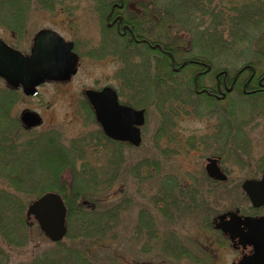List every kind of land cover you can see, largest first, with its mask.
Here are the masks:
<instances>
[{
	"label": "rangeland",
	"instance_id": "rangeland-1",
	"mask_svg": "<svg viewBox=\"0 0 264 264\" xmlns=\"http://www.w3.org/2000/svg\"><path fill=\"white\" fill-rule=\"evenodd\" d=\"M227 1L204 0V7L210 4L209 15L197 12L198 6L191 9L187 6L159 23L158 14L162 9L157 0V3L153 2L152 12H147L146 17L139 15V34L154 44L151 48L145 44L128 43L129 50L124 58L125 67L130 61L132 66H136V72L139 71L137 68L148 66L146 71L141 68L139 71L144 75L146 86L142 84L141 90L138 81L142 78L133 74L135 87L126 82L125 88L122 87L125 97L121 96L126 101L136 100L146 106L143 140L138 147L114 144L105 139L103 142L95 140L93 136L100 127L82 104L86 87L107 84L119 87L117 76L121 65H124L118 61V55L113 54L118 52H115L117 47H121L115 42L123 44L125 41L117 38L116 27L108 28L105 17L113 7L112 3L119 5L120 0H68L65 1L66 12L33 11L20 40L0 26V37L25 52L29 51L38 30L52 28L68 39L81 42L79 51L83 56L77 74L70 81L44 83L36 96H26L22 90H17L16 97L0 78V133L9 135L14 142L27 146L28 150L32 142L35 141L36 145L31 152L35 159L29 168L32 176H28L20 188L16 187L20 203L25 206L18 215L28 222L24 240L21 238L24 228L16 222L14 209L3 204L4 215H8L11 223L7 236L0 233V241L3 238L10 241L6 242L12 250L7 264L34 261L54 247L55 243L41 231L37 221L27 218L26 211L44 186L57 182L59 174H62L59 179L64 183L99 184L100 192L91 197L100 203H123L130 199L129 203H124L121 223L113 227L118 230L117 240L104 241L97 247V264H108L114 258L122 264H230L238 256L228 244H215L220 235L215 230L214 219L237 208L242 214L264 215V207L253 208L242 188L246 179L260 178L264 170V92H252L258 88L255 79L252 85L243 88L240 83L241 86H230V91L223 95L225 100H212L200 93L204 92L206 85H214L215 80L209 76L198 77L199 95L193 91L192 81L197 60L212 65L216 71L229 69L231 74L238 67L251 64L249 66L257 69V77L264 74V19H244L238 24L235 19L240 15L239 11L228 10L230 5ZM224 5L226 10L222 9ZM115 12L121 11L117 8ZM119 15L115 20L120 23L123 16ZM126 15L124 19L128 21ZM152 15L156 16L150 20ZM85 43L88 45L84 46ZM100 43L105 48L109 45L105 50L110 49V55L101 59L84 55ZM160 44L171 49H161ZM171 50L177 65L172 66ZM134 54H139L136 59ZM161 58L165 65L159 62ZM185 59H192L193 65L189 63L179 70L178 64ZM148 72L159 79L155 77L154 83H150ZM164 78L174 81L175 86L166 88ZM124 80L127 81V76ZM179 96L184 98L179 100L176 98ZM10 100L12 104L8 110ZM25 108L38 112L43 118L42 124L32 131L23 130L19 123L20 113ZM55 132L61 136L59 142L73 152L63 149L57 142H49ZM74 143H81L85 151L74 153ZM212 155L220 158L227 180L217 182L207 175L206 158ZM72 158L74 168L68 166L59 173V164ZM137 168L140 169L139 176ZM93 175L99 176L98 179L93 180ZM8 186L14 190V185L8 184L0 174V191ZM165 193H176L177 201L164 218L160 211L164 204H156V200L167 198ZM144 212L156 217L152 227L160 235L146 233L142 239L138 237L136 232L146 227L140 224ZM16 226L21 230L20 246H17ZM1 242L0 247L4 245ZM145 244L150 249L147 252L143 249ZM178 244L187 248L188 258L172 256L175 253L172 249Z\"/></svg>",
	"mask_w": 264,
	"mask_h": 264
},
{
	"label": "trees",
	"instance_id": "trees-1",
	"mask_svg": "<svg viewBox=\"0 0 264 264\" xmlns=\"http://www.w3.org/2000/svg\"><path fill=\"white\" fill-rule=\"evenodd\" d=\"M65 1L68 0H0V26L11 31L15 39L20 40V37H23L22 35H24L25 27L33 11L48 10L51 12H56L60 10L62 12H66L67 7ZM94 1L105 2L107 0ZM156 1L157 0H124L123 2L126 4L125 7L128 3H133L136 4L139 9H142L141 13L135 14L137 20L140 21V19L138 18L139 15L143 14L146 17V14L152 12L153 2L155 3ZM158 1L162 9L161 14H158L159 18L157 20L159 23L162 22L164 19H168L170 16H172V13L174 11H179L181 8L189 7L191 9L193 6H198L196 10L197 12H205L208 15V12L210 11V4L205 7L202 5V2L204 0H164V2L161 1L162 3L160 2V0ZM191 3L193 4L190 5ZM227 3L230 5V9L228 10H235L236 12L239 11L240 15L235 19L237 20L238 24L244 22V19H264V0H228ZM225 5L222 8L223 10L227 9ZM155 16L156 15H152L149 19L153 20ZM187 18H189V16ZM161 49L171 48L161 44ZM128 59H130V57ZM159 62L161 63V65L166 64V62L163 61V58H161ZM135 67L136 66L134 64L132 66L130 61L128 62V65L125 70L127 74V83H130L131 86L135 87L136 81L135 83H133L134 78L132 76L133 74H135V76L139 75L140 79L142 78L138 81L139 87L142 84L146 86L144 82V75L139 73V71L140 68L141 70L145 69L146 71V68L149 69L148 66H144L143 68L141 66L140 68H137L139 70L137 72L134 71ZM149 72L147 75L151 81H149L150 83H154L153 81L155 80V77L157 78L156 80L159 79L157 75L154 74V76H151ZM164 82V85H166V88L168 89L175 86V82L169 81L167 78H164ZM148 90L150 91L151 89ZM10 91L13 95H16V97L18 96L17 91ZM176 98L180 100V98H184V96H179ZM131 104H133L134 106H145V104H142L141 102L136 100L134 102H131ZM89 112L91 111L89 110ZM59 138H61V136L55 132L54 136L51 137L49 142L51 144H55L57 142L58 144H60V146L63 147V149L68 150L63 143L59 142ZM93 138L95 140H98L99 142H103L104 139L109 141V138L106 137L102 131H98V133L94 134ZM34 142L31 143V146L28 150L27 146L21 143H17L16 140L14 142L12 139H10L9 135L4 136L2 135V133H0V174L5 177V180L8 181V184L12 183L14 185V190L12 191L9 186L0 191V233L7 236L6 232L7 230L9 231V225L11 224L9 222L8 215H4L5 213L3 210V204H6V206L11 205L16 214V222H19L21 227L24 228V234H22L24 236H21V238L23 237V240L26 236L25 228L27 226V223L25 221V218L19 217L18 213L20 210H24L25 206H23V204L21 205L20 203L21 200L19 199L18 190H16V187L20 188L21 183L25 180L27 181L28 176L29 178L32 176V173L30 172L29 168L35 162V159L32 155V153L34 152L33 149L36 146ZM73 145L76 146V148H73L75 150L74 153H80L85 151V147L81 145V143H77V145L76 143H74ZM68 151L73 152L71 150ZM72 163L73 158L70 160L64 159L62 163L59 164V173L63 171V168L65 167L71 166L74 168ZM139 167L140 165H138V168ZM138 172H140V169L136 171V174L139 176ZM61 176L62 174L58 175V179L55 184L50 183L49 185L44 186V188L40 191V194L47 190H54L59 192L63 196L68 208L67 235L63 240L56 242L54 247L37 256L34 261H26L21 264H97V247L102 246L104 241H114L117 240V238L119 237L118 230H114L113 227L118 226L121 223L123 212L122 209H124V203H129L130 199L128 198L127 200H124L123 203H100V201H97L95 198L91 197L95 192H100V189H98L100 186L99 184H89L88 182L80 183L78 181L68 184L66 182L64 183L60 181L59 177ZM91 177L93 178V180H96L99 176L93 175ZM113 177L114 174L112 175V178ZM75 180H77V178ZM193 193L194 195H197V192ZM164 195H166L167 198H164L163 200H156V204H164V206H161L160 211L165 218L170 212L169 210L173 208L174 204H176L177 199L176 193H174V195H172L171 193H165ZM80 198H82V200H89L95 205L93 207H88L83 203L82 200H80ZM160 198H163V196H161ZM73 219L75 220V223H73ZM155 223L156 217L153 214L145 212L142 213L140 224L146 227H143L139 229L138 232H136L139 233L138 237L142 239L143 235L146 233H152V235L154 236L160 235V232L156 231V229L154 230V228L152 227ZM142 229L147 230L141 232ZM15 231L17 246H20L22 244V239H20V227L16 226ZM148 240L150 241L149 237ZM1 241L0 242L4 245H1L0 247V264H7L12 250H9L7 246H9L10 244L6 242L10 241L4 238ZM165 245L168 246V244ZM147 248L148 246H146L145 244L143 246L144 252L150 250ZM172 250V252H175L172 255L174 258L179 257L180 259L184 256L188 258L189 251L184 245L179 246L178 244ZM117 260L118 259L116 258L111 259L108 264H122L118 262L119 260Z\"/></svg>",
	"mask_w": 264,
	"mask_h": 264
},
{
	"label": "water",
	"instance_id": "water-1",
	"mask_svg": "<svg viewBox=\"0 0 264 264\" xmlns=\"http://www.w3.org/2000/svg\"><path fill=\"white\" fill-rule=\"evenodd\" d=\"M78 55L73 42L67 41L57 31L43 28L34 38L30 53L24 54L6 43L0 37V77L7 87L19 89L28 96L38 93V86L45 81L65 82L77 72ZM85 94L91 102L96 118L107 135L114 139L128 141L138 146L141 141L140 127L145 123V110L122 105L116 91L106 86L102 90L87 89ZM21 121L26 128L42 123L41 116L25 109ZM206 169L211 177L226 180L227 175L219 166L218 157H209ZM242 188L254 207L264 205V170L259 179H246ZM67 207L62 196L53 191L42 194L27 208V217L39 224L44 234L52 241H59L67 233ZM215 227L230 235L239 237L243 246L253 245L254 251L241 257L233 264H264V215H242L239 209L218 215Z\"/></svg>",
	"mask_w": 264,
	"mask_h": 264
},
{
	"label": "flooded vegetation",
	"instance_id": "flooded-vegetation-1",
	"mask_svg": "<svg viewBox=\"0 0 264 264\" xmlns=\"http://www.w3.org/2000/svg\"><path fill=\"white\" fill-rule=\"evenodd\" d=\"M125 5L126 4L123 2V0H120L119 5H115V3L113 2L112 3V6H113L112 9L106 14V17H105V19L107 21L108 28L111 29L113 27H116L117 38H120L123 41H125V43H123V44H120L121 42H115L114 41L116 43L115 45H118L121 47L119 49L117 47L118 50L116 49L115 52L116 51H118V52L114 53L113 56L118 55V61L120 62V64L123 63V65H124V66L121 65L120 70L118 72V76H117V78L120 80L119 87H115L111 84H107V85H103V86L95 87V88L94 87H86V88H93L96 90H101L105 86H111L117 92L118 100H119L120 104L131 105L128 100L126 101L123 99V97H125V96H124L123 90H122V87L124 89L126 86V82H127L124 80V78H126V76H127L126 71H125L126 70V67H125V65H126L125 61L126 60L124 57L129 50L128 43L133 44V45H136L139 43L145 44L151 48H152V44H154V43H152L151 40L143 38L142 35H140L138 32L140 30V27H141L140 26L141 21L137 20V17L135 16V14L141 13L142 9H139L136 6V4H133V3H128L126 7H125ZM117 8L121 12L116 13L115 10ZM119 14H121V16H123V19L121 20L120 23L115 20V18L120 16ZM125 15L129 19L128 21L124 19ZM125 24H127V25H125ZM70 40H72V39H70ZM72 41H73L74 51L77 53L78 59H79V65H78V70H79L81 61L83 59L82 58L83 56L81 55V53L79 51V44H81V42H79L77 40H72ZM87 45H88L87 43L84 44V46H87ZM108 46H107V48H105V45L100 43L99 46H94V49L91 52L89 50L88 54H84V55L85 56L88 55L91 57L95 56L96 58H99V59L104 58L106 55H110V53H108L110 49L108 51L105 50V49H108ZM132 51L135 52L136 49L132 50ZM173 53H174L173 50H171L169 52V56L173 60L172 66L177 65L175 59L173 58L174 57ZM137 55H139V54L134 55V58H135V56L138 57ZM191 61H193V60L192 59L190 61H188L186 59L182 60V62L180 64H178L177 67H179V70H182L183 68L187 67L189 65V63H191V64L194 63V61L193 62H191ZM202 62L203 61L197 60L196 63H194L196 67H195L194 72H193V77H192L193 80L192 81L194 82L193 91L196 92L197 95H199V93H198L199 92V88H198L199 86H198V82H197L198 77L208 78L207 76H209L210 78L215 80V84L214 85H206V89H204V92H202L200 94H206L207 96L212 98V100H221V99L225 100V97H223V95L226 91H230V90H228V88L230 86H233L234 84H238V85L241 84L242 88H243V86L245 87L248 85H252V82L255 79H257L256 84H258L257 85L258 88L253 89L252 92H254V94L264 92V74L260 77H257V75H256L257 69L253 66L252 67L249 66L251 64H246V65L242 66L241 68L238 67V69L234 70L233 74H231L230 73L231 70H229V69H226V70L220 69V70L216 71L213 69L212 65H209L207 63L203 64ZM148 64H149V61H148ZM179 70L178 71L176 70V72H179ZM247 74H250L251 76L249 77V76H247ZM252 75H254V76H252ZM121 78H123V79H121ZM121 96H123V97H121ZM10 104H12L11 100L8 104V110H9ZM82 104H84V107L88 110V114L90 115V117H92L95 120V113H94L93 107L88 102V100L85 99V97H84V101ZM89 110L92 111V113L89 112ZM13 123H15V122H13ZM19 123L23 127V130L30 131L28 129H25V127L21 123L20 119H19ZM15 125H17V124L15 123ZM141 131H142V127H141ZM109 142L121 145V143H119V141H114L112 139H109ZM215 230L218 231L219 235H220V238L217 241H215V244L219 245V246H225L228 244L233 249H235L238 253V256L235 257L230 264L238 263V261L241 259L242 256L247 255V254H251L254 251L253 245L248 244L246 246H243L241 243H239V239H240L239 237H236L233 240L230 237V235L223 233L221 230H218V229H215ZM200 244H202V247H205L203 245V243H200Z\"/></svg>",
	"mask_w": 264,
	"mask_h": 264
}]
</instances>
